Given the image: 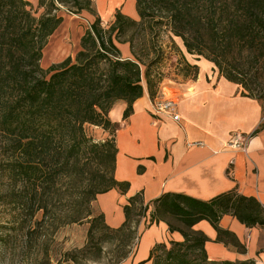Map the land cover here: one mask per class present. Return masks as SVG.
Wrapping results in <instances>:
<instances>
[{
	"label": "trees",
	"instance_id": "obj_1",
	"mask_svg": "<svg viewBox=\"0 0 264 264\" xmlns=\"http://www.w3.org/2000/svg\"><path fill=\"white\" fill-rule=\"evenodd\" d=\"M57 1L95 13L93 0ZM44 4L45 0H39V7ZM51 6L37 16L29 0H0V178H10L15 187L22 185L5 195L8 202L21 207L37 205L52 214L53 186L69 172L70 165L77 166L80 158L86 157L108 171L103 181L88 180L85 188L76 189L68 211L57 218L62 225L88 221L89 241L94 242L97 228L106 227L115 238L133 227L135 216L149 212L150 225L170 215L186 228L168 222L169 230L180 231L184 239L171 240L170 248L165 243L155 244L149 257L138 264H255L250 259L210 261L205 249L209 238L194 229L199 221L208 220L217 229L218 240L245 252L237 236L219 225L220 218L230 213L248 227L264 228V205L238 188L208 200L166 192L146 202L143 194L137 193L124 205L125 221L119 227H111L104 213L96 214L92 202L111 189L125 194L130 188L129 181H120L115 175L119 123L109 118V111L123 99L127 102L123 118H128L134 102L146 90L154 98L163 79L155 70L164 59L163 52L149 59L143 69L138 58L119 56L116 40L135 28L148 27L152 32L168 24L188 53L213 62L221 75L241 86L244 95L261 103L264 114V0H136L139 20L118 9L105 28L96 15L81 37L75 57L68 56L45 69L41 65L44 48L63 22V17L53 12L55 0ZM129 41L134 52L133 39ZM179 54L183 76L195 80L198 63L190 62L182 50ZM89 125L110 130L112 140H96L88 133ZM262 129L264 116L253 135ZM75 173L79 175V170ZM130 239L128 236L126 244ZM160 250L164 256H158Z\"/></svg>",
	"mask_w": 264,
	"mask_h": 264
},
{
	"label": "crops",
	"instance_id": "obj_2",
	"mask_svg": "<svg viewBox=\"0 0 264 264\" xmlns=\"http://www.w3.org/2000/svg\"><path fill=\"white\" fill-rule=\"evenodd\" d=\"M121 1L132 3L135 8V0ZM127 13L137 15L136 10ZM187 55L190 62L200 67L197 78L183 88L163 83L167 94L178 102L181 121L157 114L147 90L134 102L128 118H123L127 107L123 99L117 100L109 111L110 119L119 123L115 175L120 181L130 182L127 193L111 189L94 201L111 227L123 224L124 205L137 193H142L146 202L166 192L208 200L238 188L264 205V129L253 135L263 120L261 103L244 95L241 86L221 75L213 62L204 57L197 59L198 55L188 52ZM237 135L248 137L245 148L232 144ZM219 225L234 233L246 251L218 240L215 226L201 220L194 229L209 238L205 249L210 261L250 259L264 264L263 227H248L230 213L220 218ZM183 239L182 233L171 232L165 221L144 227L128 263L138 264L148 258L157 243Z\"/></svg>",
	"mask_w": 264,
	"mask_h": 264
},
{
	"label": "rangeland",
	"instance_id": "obj_3",
	"mask_svg": "<svg viewBox=\"0 0 264 264\" xmlns=\"http://www.w3.org/2000/svg\"><path fill=\"white\" fill-rule=\"evenodd\" d=\"M51 1L45 0L44 6L39 7V0H30L37 16L52 9ZM96 2L93 0L95 12L93 13L88 9L78 11L77 7H74L70 2L61 3L55 0L53 12L62 16L63 22L49 37L44 48L41 60L43 68L47 69L50 65L63 61L69 55L74 58L80 49L82 35L95 20L96 15H100L105 28H108L114 21L118 9L130 17L132 16L127 12L136 10L137 15L132 18L140 19L136 0L135 8L132 3L121 0H98L99 7ZM162 19L167 23L166 17L163 16ZM131 38L134 43V52L129 41ZM116 44L120 49V57L138 58L143 69L149 59H153L161 52L164 53L162 54L164 59L155 68L157 72L162 73L163 78L159 84V90L163 83L170 84L175 88H183L193 81L191 77H185L181 72L182 64L179 60V53L182 50L188 58L187 51L182 39L173 35L168 24L156 27L152 32L148 27L132 29L117 39ZM156 71L154 74L158 78L160 75ZM88 133L96 140L106 138L112 140L113 138L110 130H104L100 126L89 125ZM76 170H79V175L75 173ZM106 171H108L107 167L96 165L91 160L88 161L86 157H81L77 166L70 165L69 172L58 179L53 186L50 198L52 214L49 215L45 209H38L37 205L33 208L21 207L20 204L8 202V197L5 195L14 189L20 190L22 185L15 187L13 180L1 177L0 264H129L128 262L139 244L143 228L155 224L149 225V212L147 215L135 216L133 227L125 228L115 238L110 237L111 233L106 227L97 228L94 242L89 241L90 223L88 221L62 225L57 219L68 211L75 198L76 189L85 188L88 180L103 181ZM110 175L108 173V176ZM92 208L96 214H100L94 201ZM54 214H59V216ZM163 219L161 221L186 228L181 221L170 215H165ZM128 236H131V239L126 244ZM161 243H165L167 248L172 245L171 240ZM160 255L164 256V250L159 251L158 256ZM148 264H152V261Z\"/></svg>",
	"mask_w": 264,
	"mask_h": 264
},
{
	"label": "built area",
	"instance_id": "obj_4",
	"mask_svg": "<svg viewBox=\"0 0 264 264\" xmlns=\"http://www.w3.org/2000/svg\"><path fill=\"white\" fill-rule=\"evenodd\" d=\"M177 100L172 96L167 94L165 88L161 86L157 95L152 98V106L157 114H167L173 118V120L179 122L182 117L177 112ZM248 137H239L238 135L233 138L232 144L240 148H245L247 145Z\"/></svg>",
	"mask_w": 264,
	"mask_h": 264
}]
</instances>
